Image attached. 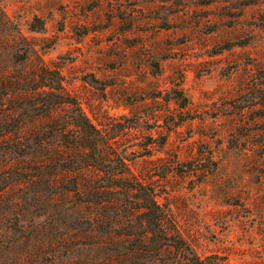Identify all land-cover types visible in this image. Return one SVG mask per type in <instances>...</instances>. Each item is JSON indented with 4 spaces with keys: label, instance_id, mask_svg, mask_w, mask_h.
Segmentation results:
<instances>
[{
    "label": "rangeland",
    "instance_id": "1",
    "mask_svg": "<svg viewBox=\"0 0 264 264\" xmlns=\"http://www.w3.org/2000/svg\"><path fill=\"white\" fill-rule=\"evenodd\" d=\"M0 20V120L33 113L14 79L41 60L117 135L200 256L264 264V0H0ZM6 147L0 185L30 168ZM24 190L2 197L25 196L22 217L42 215L43 197L31 206Z\"/></svg>",
    "mask_w": 264,
    "mask_h": 264
},
{
    "label": "trees",
    "instance_id": "2",
    "mask_svg": "<svg viewBox=\"0 0 264 264\" xmlns=\"http://www.w3.org/2000/svg\"><path fill=\"white\" fill-rule=\"evenodd\" d=\"M35 69L14 79L26 84L33 113L12 127L0 120V147L30 159L29 169L1 179L0 264H229L217 253L196 252L160 191L131 170L117 135L65 96L57 71L41 60ZM61 105L71 106L65 117L56 114ZM12 186L30 189L31 206L43 197L45 212L22 217L26 197H2Z\"/></svg>",
    "mask_w": 264,
    "mask_h": 264
}]
</instances>
